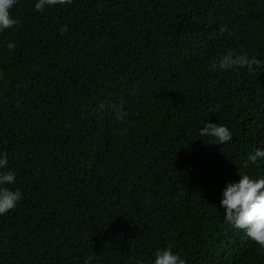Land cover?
I'll use <instances>...</instances> for the list:
<instances>
[{"label": "trees", "instance_id": "1", "mask_svg": "<svg viewBox=\"0 0 264 264\" xmlns=\"http://www.w3.org/2000/svg\"><path fill=\"white\" fill-rule=\"evenodd\" d=\"M35 3L0 32V171L22 194L0 215V264H153L169 247L264 264L219 206L240 175L264 178L247 160L264 149V0ZM229 51L262 67L212 70ZM210 122L231 140L201 137Z\"/></svg>", "mask_w": 264, "mask_h": 264}, {"label": "clouds", "instance_id": "2", "mask_svg": "<svg viewBox=\"0 0 264 264\" xmlns=\"http://www.w3.org/2000/svg\"><path fill=\"white\" fill-rule=\"evenodd\" d=\"M17 0H0V32L14 27L18 21L11 15L10 10ZM72 0H36L34 9L44 11L46 7L71 4ZM61 33L67 31L66 26L60 29ZM221 33L227 31V26L219 29ZM7 47L11 50L15 47L9 43ZM217 65L221 70L233 67H246L249 72L262 67V63L255 57L249 58L247 53L236 54L227 52L217 62L211 65L216 70ZM123 119V114L118 116ZM201 137H212V144H224L231 140L232 133L223 125L217 123H206L199 132ZM264 158V149H256L247 157L248 162L256 163L258 159ZM8 165L7 153L0 154V169ZM247 166V165H245ZM239 180L227 184L222 192L219 206L224 210V220L237 230L243 231L256 245L264 250V178H252L247 174L240 175ZM16 176L12 171H0V215L14 209L22 199L21 192L12 190L9 185L15 182ZM85 264H88L85 261ZM153 264H186L178 254H174L171 248H164L155 252Z\"/></svg>", "mask_w": 264, "mask_h": 264}]
</instances>
